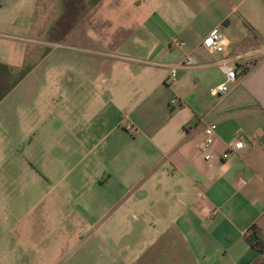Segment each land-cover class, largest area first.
<instances>
[{"label":"crops","instance_id":"0c3cea01","mask_svg":"<svg viewBox=\"0 0 264 264\" xmlns=\"http://www.w3.org/2000/svg\"><path fill=\"white\" fill-rule=\"evenodd\" d=\"M24 1L0 0V65L16 76L0 78V110L11 91L43 90L0 114L14 264H264L245 240L251 227L264 240V54L247 56L264 49V0H74L78 33L28 38L8 31L48 0ZM214 29L222 54L201 46ZM186 55L197 66L166 84ZM235 56V80L213 94L214 61ZM236 130L243 147L219 160Z\"/></svg>","mask_w":264,"mask_h":264},{"label":"rangeland","instance_id":"374dc122","mask_svg":"<svg viewBox=\"0 0 264 264\" xmlns=\"http://www.w3.org/2000/svg\"><path fill=\"white\" fill-rule=\"evenodd\" d=\"M24 0H16L14 5H21L24 3ZM65 2V3H64ZM79 4L74 0H48V6L45 10V6L43 5L42 9H37L36 11L32 9L33 12L38 14V19L25 21L24 25L20 27L14 26L13 29H10L8 32L11 34H20L23 37H31L34 35V30H40L41 34L45 33L44 29L48 28V36H56L61 37L62 35L78 33V26L76 24V19L81 15L82 10L79 9ZM88 12V10H86ZM13 14H17L19 10L14 9L12 11ZM21 14H24V11H20ZM117 11H111V15H115ZM42 16L47 18V25H43L44 21H42ZM116 16V15H115ZM115 18V17H114ZM113 18V19H114ZM113 19L111 20L113 22ZM76 24V25H75ZM88 28V27H87ZM83 29V27L81 28ZM103 29H107L108 32H112L117 29L118 26L115 27L113 23L111 26H104ZM129 29V27H126ZM125 29V30H126ZM107 32V33H108ZM16 77V76H15ZM15 77L9 78L5 77L4 74L0 73V78L3 80L5 78L7 85L8 83L15 80ZM0 79V80H1ZM1 86V83H0ZM5 85H2V88ZM2 88L0 90L2 91ZM43 94V90L32 89L31 86L28 85L24 89H21L20 92L11 91L3 100L6 104V112L2 108L0 110V114H12L13 106L16 103H21L26 105V103H30V101L35 100L36 98H40ZM23 113V111H22ZM1 157V155H0ZM6 172V179L1 178V174ZM12 169L0 170V264H14L15 263V250L13 247V234H12V210H13V185H12ZM7 232V233H6ZM7 238V240H4Z\"/></svg>","mask_w":264,"mask_h":264},{"label":"built area","instance_id":"2783aa9c","mask_svg":"<svg viewBox=\"0 0 264 264\" xmlns=\"http://www.w3.org/2000/svg\"><path fill=\"white\" fill-rule=\"evenodd\" d=\"M184 46V43L178 38H172L169 41V47L173 49H181ZM201 46L207 51L209 54H222L224 52V39L223 36L216 29L209 32V34L205 37V39L201 42ZM264 49L260 52H255L251 55L247 56H258L263 55ZM243 56H235V57H224L219 60L214 61L213 65H215L224 75V82L217 86L212 93L213 94H221L225 91V85L228 82H232L235 80V70L237 67V63L241 61ZM196 61L190 55L184 56L180 61L175 64L166 65L167 69V77L165 78L166 84L173 83L175 79V75L177 71L187 70L196 67ZM169 104H174V99L169 101ZM126 130L130 131V127L126 126ZM215 137V124L207 123L204 125L202 129V140L198 145V151L204 161H209L212 159L211 155V147ZM243 137L238 130H236L234 135V142L227 146L226 149L220 153L218 159L224 160L236 151L240 150L243 147ZM256 264V263H255ZM259 264V263H258Z\"/></svg>","mask_w":264,"mask_h":264},{"label":"trees","instance_id":"16d2710c","mask_svg":"<svg viewBox=\"0 0 264 264\" xmlns=\"http://www.w3.org/2000/svg\"><path fill=\"white\" fill-rule=\"evenodd\" d=\"M245 68L242 69L241 72H244ZM0 73H4L6 76L7 74V68L5 66L0 65ZM8 91V89H6ZM6 91L0 90V98L3 96V93ZM245 240L251 246L255 251H257L259 254H261L264 251V240L261 238L259 232L254 228L251 227L249 231L245 234ZM259 262H256L258 264Z\"/></svg>","mask_w":264,"mask_h":264}]
</instances>
